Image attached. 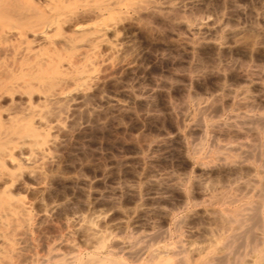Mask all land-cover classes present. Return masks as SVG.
<instances>
[{
	"label": "rangeland",
	"instance_id": "374dc122",
	"mask_svg": "<svg viewBox=\"0 0 264 264\" xmlns=\"http://www.w3.org/2000/svg\"><path fill=\"white\" fill-rule=\"evenodd\" d=\"M48 1L0 0V142L51 131L0 148V264H264V0H67L49 44Z\"/></svg>",
	"mask_w": 264,
	"mask_h": 264
},
{
	"label": "bare ground",
	"instance_id": "6f19581e",
	"mask_svg": "<svg viewBox=\"0 0 264 264\" xmlns=\"http://www.w3.org/2000/svg\"><path fill=\"white\" fill-rule=\"evenodd\" d=\"M21 1V0H20ZM65 1H67V0H54L53 2H51V3H49V4H47V6H46V8H45V13H47V19L42 23V25L40 26V30H39V35H40V37L39 38H41L40 40L42 41H44L45 43H48L49 44V42H52L51 40V38L53 37H51V35H50V31L52 30V29H54V28H58L59 26H60V24H61V19H62V14L64 13H62V9H63V4H64V2ZM119 1H121V0H119ZM46 2V1H45ZM47 2H49L48 0H47ZM109 2H111V1H109ZM114 2V1H113ZM116 2V1H115ZM124 2V1H123ZM106 3V2H105ZM107 3H108V1H107ZM120 3V2H119ZM100 4V3H99ZM109 4V3H108ZM105 6H106V4H104ZM103 6V5H102ZM102 6H101V9H102ZM107 6H111V5H107ZM114 6V5H113ZM113 6H111V7H113ZM104 7V6H103ZM115 7V6H114ZM110 8V7H109ZM104 9H106L104 12L105 13H107L106 14V16L108 17V15H109V12L110 11H112V10H110V9H107V7L106 8H103V10ZM112 9V8H111ZM44 10V9H43ZM99 10V9H98ZM110 10V11H109ZM101 12V11H100ZM99 11H98V16H99V13H100ZM34 13V12H33ZM36 13V12H35ZM103 13V12H102ZM101 14V13H100ZM111 14V13H110ZM43 15V14H42ZM44 16H46V15H44ZM101 17V16H100ZM103 17H105V15L103 16ZM31 18V17H30ZM46 18V17H45ZM63 18H64V16H63ZM99 18V17H98ZM37 20V19H36ZM95 20H97V19H95ZM94 20V24H93V27L94 28H96V30L98 31V32H101V30L103 31V29H105V26H106V23H105V25L104 24H100V19L98 20V21H95ZM105 20V19H104ZM107 20V19H106ZM29 21V20H28ZM93 21V20H92ZM88 22H90V21H88ZM85 23V22H84ZM91 23V22H90ZM89 23V24H90ZM79 24V23H78ZM86 24V23H85ZM88 26V24H86V25H78L77 27H76V30L79 32H81V31H83L86 27ZM75 28V27H74ZM88 28V27H87ZM91 28V27H90ZM89 29V28H88ZM75 30V29H74ZM54 31V30H53ZM11 32V31H10ZM38 32V31H37ZM36 32V33H37ZM52 33V32H51ZM103 34V33H102ZM14 35V34H13ZM16 35V34H15ZM76 35H78L77 33H76ZM1 36V35H0ZM19 36V35H18ZM94 36V35H93ZM96 36V35H95ZM10 37V36H9ZM29 37V36H28ZM88 37H90V36H88ZM97 37V36H96ZM65 38V37H64ZM26 39V38H25ZM61 39V38H60ZM66 39V38H65ZM22 40V39H21ZM64 40V39H63ZM82 41H84V40H82ZM23 42V41H22ZM68 42V41H67ZM66 43V42H65ZM80 42H78V45H80L79 44ZM101 43V42H100ZM41 44H43V43H41ZM47 44V45H48ZM77 44V43H76ZM77 45V46H78ZM20 46V45H19ZM68 46V45H67ZM33 47V46H32ZM14 48V47H13ZM23 48H24V46H23ZM16 52V51H15ZM33 53V52H32ZM36 54H37V52H36ZM47 55V54H46ZM34 56V55H33ZM49 57V56H48ZM52 57V56H51ZM72 57V56H71ZM46 58V56H45V54H44V56L42 55V56H40V59H45ZM56 58V57H55ZM54 61V60H53ZM72 61V60H71ZM85 61V60H84ZM59 62H61V60L59 61ZM64 62V61H63ZM62 62V63H63ZM49 63V62H48ZM66 63V62H65ZM24 65V64H23ZM59 65H61V64H57L56 66H54L55 67V69L59 66ZM63 65V64H62ZM65 65V64H64ZM67 65V64H66ZM33 66V65H32ZM53 66V65H52ZM52 66H51V68H52ZM68 67V66H67ZM89 67H91V62L89 61V60H86L85 62H84V64L82 65V67L79 69V70H77V78L78 79H80L81 81H87L89 78H91L90 77V75H89V72H88V68ZM78 68V67H77ZM92 68H93V66H92ZM47 69V68H46ZM63 69V68H62ZM66 69V68H65ZM67 70H69V69H67ZM74 70V69H73ZM16 71V70H15ZM14 71V72H15ZM37 71V70H36ZM39 71V70H38ZM46 71V70H45ZM63 71V70H62ZM72 72V71H71ZM66 73V72H65ZM9 76V75H8ZM59 76V75H58ZM44 77H46L45 75H44ZM49 77H51V76H49ZM72 77H73V75H72ZM21 78V77H20ZM41 78H43V77H41ZM41 78L39 77V76H33L32 78H31V82L32 83H34V84H37V83H39L40 81H42L41 80ZM55 78V77H54ZM70 78V77H69ZM74 78V77H73ZM18 79V78H17ZM59 79V78H58ZM62 79V78H61ZM16 81V80H15ZM21 82V81H20ZM71 82V81H70ZM17 83V82H16ZM25 83V82H24ZM88 83V82H87ZM86 83V84H87ZM77 84H78V82H77ZM57 85V84H56ZM67 85V84H66ZM69 85H71L70 83H69ZM43 86V85H42ZM50 86V85H49ZM81 86H84L83 85V83H81ZM10 87V86H9ZM60 87V86H59ZM85 87V86H84ZM64 89V88H63ZM72 90V89H71ZM64 92V91H63ZM86 92V91H85ZM72 94V93H71ZM61 95V94H60ZM60 95H59V97H60ZM63 95L65 96V98L66 97H68L69 96V93H63ZM62 95V98L64 97ZM32 97V96H31ZM54 97V95L53 94H45L44 95V99L45 100H48V99H52ZM71 97V96H70ZM54 100V99H53ZM59 101V100H58ZM49 102V101H48ZM41 104V103H40ZM46 104V103H45ZM53 104V103H52ZM56 105V104H55ZM30 110V109H29ZM43 111H46V110H44L43 109ZM43 111H40V112H42L43 113ZM40 112L39 111H37L36 110V108L35 109H32L31 111H30V117L28 118V119H26V120H24V121H20L19 123H20V125L21 126H23L26 130H27V132L24 134V135H22V136H18V137H16V138H14V139H12L10 136L8 137H6V138H4V140H2L1 142H0V148L2 149V153L4 154V156H8L12 161H13V163H16L17 165H19V164H21L22 162H30V154H32V153H34L35 151H37L38 149H39V146H40V143H42L43 141H44V137L47 135V133H49V132H51V131H49V128H48V125H47V123H45V122H43L42 123V121L43 120H41V114H40ZM64 112V111H63ZM25 114H26V112H25ZM27 114H28V112H27ZM51 115V114H50ZM262 115V114H261ZM22 116H24V115H22ZM19 117V116H18ZM250 117H252V116H250ZM258 117V116H257ZM18 119V118H17ZM22 119V118H21ZM45 119V118H44ZM35 120H37V121H35ZM12 121H13V119H12ZM17 121V120H16ZM34 121L37 123H40L39 125H41L39 128H37V127H35V125H34ZM49 121V120H48ZM47 121V122H48ZM4 124V123H3ZM7 124V123H6ZM14 124V123H13ZM50 124V123H49ZM19 125V124H18ZM39 125H36V126H39ZM57 125V124H56ZM50 126V125H49ZM60 126V125H59ZM255 127V126H254ZM256 128V127H255ZM10 129V128H9ZM8 129V130H9ZM10 130H12V129H10ZM19 130H20V128H19ZM19 130H17V131H19ZM25 130V131H26ZM14 131V130H13ZM49 131V132H48ZM50 134V133H49ZM2 135V134H1ZM15 136V135H14ZM17 136V135H16ZM13 137V136H12ZM49 140V139H48ZM264 141V140H263ZM19 143H20V145H26L27 147H28V149L27 150H29V152H30V154L28 155V156H26V157H22V156H14L13 154V149L14 148H16V147H18L19 146ZM202 144V143H201ZM47 145V144H46ZM196 145V144H195ZM45 147V146H44ZM200 147V146H199ZM239 147V146H238ZM20 147H18V149H19ZM23 148V147H22ZM193 148V147H192ZM44 149V148H43ZM199 150V149H198ZM229 150V149H228ZM258 150V149H257ZM217 152V151H216ZM243 153V152H242ZM255 153H256V151H255ZM221 154H223V153H220V155ZM228 154V153H227ZM212 155V154H211ZM199 156V155H198ZM197 156V157H198ZM217 156V155H216ZM227 156V155H226ZM236 156V155H235ZM259 156V155H258ZM33 157V156H32ZM220 157H222V156H220ZM245 157V156H244ZM243 157V158H244ZM250 157V156H249ZM6 158H4V160H5ZM223 159H225V157L223 158ZM264 159V158H263ZM218 160V159H217ZM233 161V160H232ZM8 162V161H7ZM230 162V161H229ZM264 163V162H263ZM1 165H3V162H2V160H0V166ZM11 165V164H10ZM29 166V165H28ZM8 167H10V166H8ZM14 175V174H13ZM4 197V196H3ZM8 197V196H7ZM7 200V199H6ZM14 200V199H13ZM15 201V200H14ZM3 202V201H2ZM8 202V201H7ZM20 203V202H19ZM22 206V205H21ZM225 208V207H224ZM236 208V207H235ZM260 208V207H259ZM226 209V208H225ZM229 209V208H228ZM253 209V208H252ZM227 210V209H226ZM248 210V209H247ZM15 211H13V208L10 206V202L9 203H6L5 204V206H3V209H2V212L0 213V223H4L5 221H7V215H12L13 213H14ZM16 213V212H15ZM241 213V212H240ZM246 212H244V214H245ZM264 213V212H263ZM227 214V213H226ZM230 214V213H229ZM237 214V213H236ZM244 214H242V215H244ZM13 216V215H12ZM245 216H247V215H245ZM244 216V217H245ZM17 217V216H16ZM228 217V216H227ZM230 217V216H229ZM26 219V218H25ZM241 219V218H240ZM23 221V220H22ZM15 222V221H14ZM232 222V221H231ZM236 222V221H235ZM250 223V222H249ZM9 224V223H8ZM15 224V223H14ZM242 225H245V224H243V223H241ZM240 224V225H241ZM259 227V226H258ZM262 227V226H261ZM250 228V227H249ZM237 229H239V225H238V228ZM241 229V228H240ZM247 229V228H246ZM252 230V229H251ZM259 231V230H258ZM257 231V232H258ZM10 233V232H9ZM237 233V232H236ZM240 233V232H239ZM226 234V233H225ZM259 234V233H258ZM7 237V236H6ZM10 237V236H9ZM144 237V236H143ZM146 237V236H145ZM241 237H243V236H241ZM157 238V237H156ZM178 238V237H177ZM1 240V239H0ZM139 240V239H138ZM155 240V239H154ZM9 241V240H8ZM129 241V240H128ZM153 241V240H152ZM223 241H225V240H223ZM1 242H3V240H1ZM156 242V241H155ZM154 242V243H155ZM153 243V244H154ZM221 243V242H220ZM224 243V242H223ZM222 243V244H223ZM150 244V243H149ZM152 244V243H151ZM161 244V243H160ZM175 244V243H174ZM213 245H215V243H212ZM249 244V243H248ZM253 244V243H252ZM100 245V244H99ZM169 245V244H168ZM171 245V244H170ZM186 245V244H185ZM205 245V244H204ZM218 245V244H217ZM245 245V244H244ZM247 245V244H246ZM148 246V245H147ZM167 246V245H166ZM193 246V245H192ZM251 246V245H250ZM146 246H144L143 248H140V249H138V250H136L135 252H133V253H140L144 248H145ZM157 247V246H156ZM222 247V246H221ZM226 247V246H225ZM254 247V246H253ZM165 248V247H164ZM193 248V247H192ZM202 248V247H201ZM217 248V247H216ZM6 249V248H5ZM128 249H129V247H128ZM166 249V250H165ZM164 249V252H166V255L168 254L169 255V253H171V254H175L174 256H176V254H179L180 253V247L179 246H175V247H166ZM207 249H209V248H207ZM214 249V248H213ZM257 249V248H256ZM262 249V248H261ZM162 250V249H161ZM199 250V249H198ZM202 250V249H201ZM217 250V249H216ZM153 251V250H152ZM151 251V252H152ZM187 251V250H186ZM7 252V251H6ZM108 252V251H107ZM168 252V253H167ZM200 252V251H199ZM226 252H227V250H226ZM4 253V252H3ZM60 253V252H59ZM63 253V252H62ZM67 253V252H66ZM127 253V252H126ZM153 253V252H152ZM162 253H163V250H162ZM162 253H161V255H162ZM214 253V252H213ZM263 253H264V251H263ZM9 254V253H8ZM130 254V253H129ZM129 254H127V255H129ZM160 254V253H159ZM171 254H170V257H171ZM216 254V253H215ZM229 254V253H228ZM60 255V254H59ZM98 255V254H97ZM97 255H95V256H93V257H90V259L86 262V263H81V262H79L78 261V258L74 255V254H69V255H67V256H65L64 258H59V261H56V262H58L59 264H108L107 262H108V258L107 259H104L105 257H103V258H99ZM132 255H134V254H132ZM140 255V254H139ZM160 255V256H161ZM234 255V254H233ZM89 256V255H88ZM108 256V255H107ZM113 256V255H112ZM173 256V255H172ZM217 256V255H216ZM140 257V256H139ZM155 257V256H154ZM163 257H165V259L167 258L166 256H164L163 255ZM233 257V256H232ZM113 258V257H112ZM134 258V257H133ZM132 258V259H133ZM148 258V257H147ZM264 258V257H263ZM163 259V258H162ZM162 260V261H160V263H157L156 262V264H176V263H174L175 262V260H173V261H170V258H169V260H168V258L166 259V260ZM174 259V258H173ZM178 259V258H177ZM231 259V258H230ZM233 259V258H232ZM2 260V259H1ZM134 260V259H133ZM137 260V259H136ZM158 260H160V258L158 259ZM3 261V260H2ZM54 261V260H53ZM111 261V260H110ZM139 261V260H138ZM236 261H238V260H236ZM122 262V261H121ZM149 262V261H148ZM147 262V263H148ZM234 262V261H233ZM178 263V262H177ZM55 264V263H54ZM125 264V263H124ZM155 264V263H154Z\"/></svg>",
	"mask_w": 264,
	"mask_h": 264
}]
</instances>
